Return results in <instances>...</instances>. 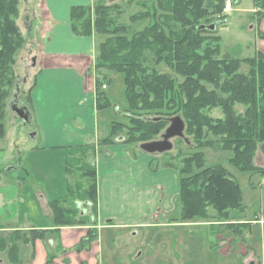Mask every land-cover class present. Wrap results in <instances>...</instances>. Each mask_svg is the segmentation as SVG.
<instances>
[{
	"label": "trees",
	"instance_id": "16d2710c",
	"mask_svg": "<svg viewBox=\"0 0 264 264\" xmlns=\"http://www.w3.org/2000/svg\"><path fill=\"white\" fill-rule=\"evenodd\" d=\"M108 1L72 7L71 26L77 35L101 38L94 68L99 110L115 107L104 91L111 80L100 70L124 75L129 107L124 116L130 125L113 122L108 138L97 144L67 148L66 172L73 178L69 190L75 201L85 207L62 206L68 202L67 196L50 200L55 226H95L97 155L105 153L106 146L120 142L131 145L134 150L130 152L135 157L142 143L160 139L170 119L179 115L186 124L188 143L178 139L172 157V151L166 152L161 162L150 163L154 172L159 167L179 172L175 208L180 212L171 220H195L212 227L215 221H221L230 227L229 221L245 215L239 182L223 165L206 167L201 149L231 151L232 166L264 176V167L255 162L258 153L264 155V53L244 59L219 58L220 38L215 32L227 21L225 0ZM135 4L143 10L131 15V22L149 21L137 32L121 22L123 14ZM19 5L20 0H0V120L11 102L12 89L19 90L14 65L16 54L26 43L17 24ZM256 5L263 8L259 15L264 18V0H256ZM212 25L215 29L209 28ZM161 66L171 72L161 71ZM34 85L35 79L23 98L31 112L29 93ZM217 109L220 116H215ZM4 131L0 124V138ZM183 144L189 153H184ZM84 208L89 213L82 214ZM47 231L34 230L32 239L41 238ZM96 232V228H90L88 239H95ZM14 244L9 233L0 234V252L11 253Z\"/></svg>",
	"mask_w": 264,
	"mask_h": 264
},
{
	"label": "crops",
	"instance_id": "0c3cea01",
	"mask_svg": "<svg viewBox=\"0 0 264 264\" xmlns=\"http://www.w3.org/2000/svg\"><path fill=\"white\" fill-rule=\"evenodd\" d=\"M99 1L37 0L33 20V25L37 27V75L29 97L36 133L42 139L38 148L40 151L58 149L67 156L69 147L97 144L109 137L111 125L117 119L112 107L99 110L96 104L94 68L101 38L97 35H77L71 26L72 7L94 6ZM108 72L111 74L112 71ZM109 88H104L107 96ZM103 149L105 153H99L96 157L97 237L88 239L90 227H95L90 225L64 226L53 232L54 235H59V240L49 237L47 244L60 250L61 264H72V260L74 264H82L79 259L83 257L71 252L82 242L89 247L83 246L81 250L86 249L87 253H91L94 247L97 258L101 249L98 242L101 238L99 229L161 228L168 223L167 215L176 210L175 200L180 190V175L177 170L159 167L156 172L152 171L150 163L153 157L143 151H139L134 157L130 147L124 143H113ZM259 154L261 153L256 157V164L264 161V155L261 154L260 157ZM51 194L52 191L47 190H18L16 195L20 206L16 214L10 216V229L3 228L4 217L0 214V234L9 233L12 244L15 243L11 253L0 252V264H47L45 255L43 258L39 257V246L41 247L40 240H44L48 232L52 231H47L41 239L29 240L27 236L34 230H53L48 225L52 221L49 206ZM3 201V190H0V206ZM35 203H42L36 216L33 215ZM81 212L89 213L88 209ZM229 222L232 224L228 228L224 225L227 223L221 221L214 225L217 226L215 237L218 242L214 252L221 257L218 258L219 261L228 264L231 259L229 257H232L238 264H263L255 249L248 246L250 237L247 235L252 233L253 226L264 228L263 215L250 219L245 214L243 218ZM174 223L178 226L185 224ZM199 223L209 225L206 222ZM11 228H14L12 232ZM173 250L174 254H171L172 250L164 251L163 247L156 246L153 257L160 260L181 258L180 255L175 256L179 247ZM121 263L131 264V261L126 256ZM110 264L117 263L112 261Z\"/></svg>",
	"mask_w": 264,
	"mask_h": 264
},
{
	"label": "rangeland",
	"instance_id": "374dc122",
	"mask_svg": "<svg viewBox=\"0 0 264 264\" xmlns=\"http://www.w3.org/2000/svg\"><path fill=\"white\" fill-rule=\"evenodd\" d=\"M111 1L120 2V0ZM233 4V9L228 14L227 27L222 28L220 26L215 32V35L220 38L219 58L230 56L244 59L255 57L259 52L264 53V18L259 15V12H263V8L256 5V0H233ZM36 5L37 0H20L17 24L26 38V43L16 54L14 72L16 82L19 84V90L15 92L14 87L12 89V98H10V100H13L15 92L16 97L18 96L16 100L19 105L24 104L23 98L26 97V92L32 86L35 75H37V27L33 25ZM140 10H143V8L135 4L121 17V22L131 26L133 32L143 30L149 23L147 20L136 23L131 22V15ZM160 70L171 72L165 66H161ZM107 71L111 70H100L101 73L111 80L108 96L112 101V105L115 106L112 107L113 114L117 118L114 122L130 125L129 120L124 116L129 109L125 97L124 75L116 71H112L110 74ZM14 102L16 103V101ZM214 113L215 116L221 115L219 109L214 111ZM4 114L3 120H0V124L5 127L4 137L0 138V190H3L4 198L0 206V214L4 217L2 219L3 228L10 229L8 227L10 216L12 214L15 215L17 209L19 210L20 205L17 201L18 195H16L18 190L52 191V199L60 198L62 200L67 196L68 202H63L62 206L80 207L82 203L75 201L76 197L69 190V183L73 182V178L68 177L66 172V154L61 153L58 149L56 151L50 149L45 151L38 150L42 139L36 133L35 121L26 123L9 108L5 110ZM178 139L180 138L173 140L174 146L177 145ZM127 145L130 150H134L131 145ZM182 149H184V153H189L186 144L182 145ZM174 151L172 150L170 157L174 155ZM201 151L204 152L206 158V167L218 164L223 165L237 179L242 191L243 204L246 205V216L250 219L261 215L264 217V176L254 171H240L232 166L230 164V159L233 156L231 151L214 150L210 147H204ZM101 154L103 153L99 155ZM151 156L156 164L164 159L161 154H153ZM259 156L261 157L262 155L259 154ZM256 165L264 167V161ZM41 204H34V216L39 213ZM179 212V210L170 212L167 215L168 223L161 228L123 229L120 227H105L99 229L101 238L98 242L101 249L100 254L96 256L97 258H95L94 247L91 253H87L86 249L81 250L83 246L84 248L89 247L88 244L85 245V242L77 244V247L71 252L83 257L79 259V261L82 260V264H98V262L99 264H107L108 261L109 264L112 261L117 264H123L121 261L126 256L131 261V264H223L218 259L221 257L214 252L218 247L215 237L217 226L212 227L210 226L211 224H200L195 220L178 226L176 223L173 224V222L177 221H173L171 218L178 217ZM216 223L217 221H215ZM48 225H51L53 230H48L52 231V233L48 232L44 240H40L41 247L39 246V251H41L39 257L43 258L45 255L47 264H61L60 250L47 244L49 237L54 240L58 238L59 240V235H54L53 232L55 233L61 227L55 226L53 217L52 221L48 222ZM12 229L14 228H11V232ZM36 231L40 232L42 230ZM31 232L27 236L29 240L32 238L33 233L31 234ZM251 232L247 234L250 237L248 238V246L255 249L264 264V228L260 229V227L255 228L253 226ZM95 241L97 242V240ZM156 246L163 247L164 251L172 250L171 254H174V248L179 247L175 256L178 257L180 255L181 258L177 260L172 258L154 259L153 251ZM210 247L215 250H211ZM47 254H49V257H47ZM229 258L231 259L228 264H238V262L234 261V258ZM72 264H74V260H72Z\"/></svg>",
	"mask_w": 264,
	"mask_h": 264
},
{
	"label": "water",
	"instance_id": "95a60500",
	"mask_svg": "<svg viewBox=\"0 0 264 264\" xmlns=\"http://www.w3.org/2000/svg\"><path fill=\"white\" fill-rule=\"evenodd\" d=\"M215 29V25L209 27ZM16 98V95H15ZM10 109H12L17 116L24 120L26 123L32 121V113L26 105H18L16 102H11L9 104ZM185 129L186 124L181 116L177 115L170 119L168 127L165 129L164 133L161 135V138L158 140L145 142L140 145L141 150L148 154H164L170 152L174 148L173 140L176 138H185ZM188 143V140L185 139Z\"/></svg>",
	"mask_w": 264,
	"mask_h": 264
},
{
	"label": "built area",
	"instance_id": "2783aa9c",
	"mask_svg": "<svg viewBox=\"0 0 264 264\" xmlns=\"http://www.w3.org/2000/svg\"><path fill=\"white\" fill-rule=\"evenodd\" d=\"M231 6H232V1L231 0H226V2H225V11L229 12L231 10Z\"/></svg>",
	"mask_w": 264,
	"mask_h": 264
},
{
	"label": "bare ground",
	"instance_id": "6f19581e",
	"mask_svg": "<svg viewBox=\"0 0 264 264\" xmlns=\"http://www.w3.org/2000/svg\"><path fill=\"white\" fill-rule=\"evenodd\" d=\"M61 209V208H60ZM65 221H67V220H65ZM15 233V232H14ZM25 234V233H24ZM16 236V235H15ZM18 246V245H17ZM18 253V252H17ZM14 260V259H13Z\"/></svg>",
	"mask_w": 264,
	"mask_h": 264
}]
</instances>
